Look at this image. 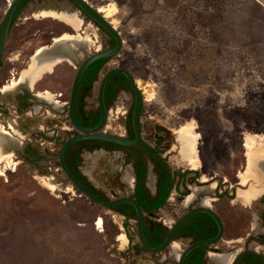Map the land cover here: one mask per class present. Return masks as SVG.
Listing matches in <instances>:
<instances>
[{
  "label": "rangeland",
  "instance_id": "374dc122",
  "mask_svg": "<svg viewBox=\"0 0 264 264\" xmlns=\"http://www.w3.org/2000/svg\"><path fill=\"white\" fill-rule=\"evenodd\" d=\"M9 1L0 0V20ZM87 2L119 31L123 43L83 96L84 111L97 106L98 83L107 69L129 70L143 96V139L150 143L160 139L172 169L198 172L187 175L180 194L173 191L165 206L150 216L152 220L169 227L208 197L224 233L210 246L206 264H217L208 258L210 252L238 250L236 257L246 248L264 255V193L252 204L237 195L238 188L254 186L238 177L246 170L252 150L244 146V137L264 140V0ZM71 4L67 0L29 3L11 26L2 53L0 132L5 144H0V264H176L179 255H173V245L180 253L190 240L178 239L159 254L136 253L135 222L130 220L125 228L123 216L74 190L59 168L58 149L75 135L66 104L75 69L94 50L107 48L108 42L107 35ZM61 10L73 13L78 25L62 21ZM58 45L69 49L71 54L58 51L68 59H55L29 90L24 76L30 73L32 60ZM25 89L34 100L22 110L19 95ZM37 91L52 100H41L34 95ZM130 101V93H119L108 109L104 132L126 135L120 108ZM156 124L170 129V134L155 129ZM186 125L195 126L199 169L178 158L173 132ZM26 145L36 147L43 159L25 163L20 152ZM123 158L120 152L81 149L78 170L90 187L110 198L128 196L133 186L125 180L130 169L122 168ZM255 171L264 179V169ZM44 180L51 181L54 190L45 187ZM148 188L151 192L155 188L152 169ZM223 192L227 195L219 196ZM188 193L195 200L185 206Z\"/></svg>",
  "mask_w": 264,
  "mask_h": 264
},
{
  "label": "trees",
  "instance_id": "16d2710c",
  "mask_svg": "<svg viewBox=\"0 0 264 264\" xmlns=\"http://www.w3.org/2000/svg\"><path fill=\"white\" fill-rule=\"evenodd\" d=\"M40 1L41 0H22L14 12L11 26L13 25L17 15L25 8V6L31 2ZM67 1L72 3L71 0ZM83 16L90 20L84 14ZM99 29L103 31L100 27ZM103 32L108 37L106 47L113 46L115 44L114 39L105 31ZM111 58L112 57H107L94 61L88 66L82 75L74 105L75 118L82 126L93 127L100 120V113L97 106L94 109L84 111L83 107L85 106V101L83 99V93L88 92L92 88L93 84L99 79L101 70ZM122 92L132 94L127 78L122 74L112 75L106 83L104 93L107 111L113 106L119 93ZM19 99V108L26 110L32 105L30 99L34 100V97L28 89H25L23 93L19 95ZM133 106L134 103L132 99L124 121L126 137L129 139L134 138L132 129ZM77 133L78 132L75 131L74 134ZM81 149H86L88 152L95 149H103L109 153L120 152L124 155L122 166L123 168L128 167L134 178L133 189L129 196L135 199L142 209L145 239L150 246L159 245L165 238L168 232V227L162 223L153 221L150 216L165 206L173 191L180 194V187L185 184L188 174L197 176L198 172L188 169H172L167 161V158L163 156L164 149L159 142L150 144L146 140L142 139L135 146H122L113 142L88 139L72 143L64 152L66 165L83 185L89 188L95 196L104 201L110 200V197L104 191L90 187L78 170ZM20 153V158L27 164H35L43 159V156L39 153L38 149L31 145L24 146ZM149 169H152L155 177V188L153 192H151L148 188ZM222 195L226 196L227 193L223 192L219 194V196ZM110 210L124 216L123 226L125 228H127L130 220L134 221L136 219L135 210L133 206L128 203L118 204L111 207ZM216 233L217 226L214 220L207 214L198 213L190 217L180 227L174 237V240L188 239L191 243H193L212 238L216 235ZM134 250L136 253L146 252L139 243L135 244ZM210 250V246H204L192 250L187 255L184 264H206V253ZM155 264L158 263L155 262ZM232 264H264V255L245 248L235 257Z\"/></svg>",
  "mask_w": 264,
  "mask_h": 264
},
{
  "label": "water",
  "instance_id": "95a60500",
  "mask_svg": "<svg viewBox=\"0 0 264 264\" xmlns=\"http://www.w3.org/2000/svg\"><path fill=\"white\" fill-rule=\"evenodd\" d=\"M21 1L22 0H11L10 2H8L7 8L0 20V60L2 58V53L11 28V22L14 12ZM71 1H72L71 5L75 7V9L79 13L84 14L86 17L90 19V21L94 25H97L98 28L100 27L103 31L109 34L114 39L115 44L111 47L94 50L93 53L85 57L75 69V73L73 75L69 90L68 101L66 104H67L68 121L71 127L78 133L68 137L60 145L57 153V161L59 164V168L61 169L63 175L66 177L67 181L70 183L71 187L74 190H77L80 194L85 196L94 204L109 210L111 207L122 203H128L132 205L136 213L135 230H136L138 243L144 248L146 252L151 254L162 253L165 249L171 247L176 242V240H174V237L177 231L190 217L198 213H204L209 215L216 223L217 226L216 235L209 239L190 243L184 249H181L178 258L176 259V264H184L187 255L192 250L204 246L215 245L222 239V235L224 233L223 222L219 217V215L210 206L197 205L189 208L168 227V232L165 238L163 239V241L159 245L150 246L147 243L144 235L143 212L140 205L135 199H133L130 196L114 197L108 201L99 199L89 190V188L83 185L74 176V174L70 171V169L65 163L64 152L66 148L72 143H75L77 141L92 139V140L113 142L122 146H135L142 139V133L140 128V113L142 111V93L137 85V82L133 74L129 70L123 67H119V66L112 67L110 69H107L101 75V78L98 83L97 95H96L97 107L100 113L99 122L93 127H85L77 122L74 115V105L76 101L79 83L84 71L88 68L89 65H91L94 61L98 59L113 57L117 55L122 48L123 42L119 31L111 24L110 21H108L103 16V14H101L98 11L97 8H94L91 4H89L87 0H71ZM114 74H122L123 76H125L132 90L133 103H134L133 111H132V129L134 133L133 139H129L124 135H117V134L104 132V127L106 125L108 118V111L105 106V98H104L105 86L108 79ZM155 128L160 129L166 133L171 132L170 129L162 125L156 124Z\"/></svg>",
  "mask_w": 264,
  "mask_h": 264
},
{
  "label": "bare ground",
  "instance_id": "6f19581e",
  "mask_svg": "<svg viewBox=\"0 0 264 264\" xmlns=\"http://www.w3.org/2000/svg\"><path fill=\"white\" fill-rule=\"evenodd\" d=\"M110 8H108L107 10L105 9L107 13L111 12ZM59 18L62 21H64L66 24H68L72 27L77 26L79 23L77 17L73 13H68L66 11L60 12ZM58 51H64L68 54H71L67 47H63L60 45L55 46L54 48H51L49 50L42 51L39 55H37L32 60V68H31V71L28 75H25V74H23V72H21L20 79L21 78L23 79V76L25 75L24 80L27 83V88L29 90L35 86V83L38 80L39 74L41 72H43L44 70H47V68L51 65V63H53V61L55 59H59V58H62L65 60L68 59L66 56L58 54ZM34 94L39 96V98L41 100H46V101L52 100V97L50 95H47L45 92L37 91ZM24 115H27V117L28 116L30 117V115L28 113H26ZM15 122H16V120H15ZM23 123L21 125H23V127H24L25 123L24 124ZM173 136H174L175 142L178 145V158L180 159V162H182L185 165L191 166L192 168L199 169L201 167V161H200V158H199V155L197 152V146H196L197 133L195 130V126L194 125L182 126L173 132ZM198 137H199V135H198ZM0 144L1 145L5 144V137L1 132H0ZM244 146H248L252 150L247 155V168H246V170L244 172H240L238 174V177L240 178L241 183H243L245 181H248V182L252 181L254 186L250 187V188H246V189L238 188L237 189V195L240 198H243L247 204H252L259 197H261L262 194L264 193V179H262L260 177V175L258 173H256V171H255L256 167L260 168L261 170L264 169V140L260 141V142H256L252 136L246 135L244 137ZM250 168L252 169L251 173L249 172L251 170ZM248 169H250V170L248 171ZM125 180H128L130 182V188H131L132 184H133L132 183L133 182L132 175L129 174L128 176H126ZM205 180H206V178L202 177V181L204 182ZM42 184L50 190L53 189V183L51 181L44 180L42 182ZM194 200H195V195L193 193H188L184 199L185 206L191 204ZM209 202H210V199L208 197H203L200 199V204L203 206H208ZM254 222L256 225V220ZM100 223H101L100 220L97 221L98 226H100ZM237 252H238V250L235 252H226L223 254L210 252L208 254V258L211 259L212 261L216 262L217 264H231L235 255L237 254ZM172 253H173V255H179V250H178V247L176 246V244L173 245V252Z\"/></svg>",
  "mask_w": 264,
  "mask_h": 264
},
{
  "label": "flooded vegetation",
  "instance_id": "af4514ba",
  "mask_svg": "<svg viewBox=\"0 0 264 264\" xmlns=\"http://www.w3.org/2000/svg\"><path fill=\"white\" fill-rule=\"evenodd\" d=\"M57 1V0H56ZM19 15V14H18ZM18 15H17V17H18ZM83 15V14H82ZM16 17V18H17ZM16 18H15V20H16ZM13 72L14 71H11V75H13ZM16 73V72H15ZM27 87V86H26ZM85 93H87V92H85ZM85 93H83V96L85 95ZM35 95V94H34ZM133 99V95L131 94V100ZM130 104H131V101H130ZM130 104L128 105V106H122V108H120V109H122L123 111L121 112V116H123V118H124V121H125V118H126V114H127V111H128V108H129V106H130ZM142 106H143V96H142ZM141 113H142V111H141ZM141 118V117H140ZM125 127V126H124ZM140 128H141V124H140ZM155 129H157V128H155ZM158 131H162V130H160V129H157ZM171 131V130H170ZM125 132H126V129H125ZM162 132H164V131H162ZM141 133H142V129H141ZM164 133H166V132H164ZM166 134H170V133H166ZM126 136V135H125ZM142 139H143V137H142ZM141 139V140H142ZM143 140H145V139H143ZM148 142V141H147ZM157 142H159V143H161V141H160V139L159 138H155L154 140H153V142L152 143H150V144H153V143H157ZM161 146H162V143H161ZM164 156V155H163ZM164 157H166V156H164ZM121 166H122V163H121ZM122 168H123V166H122ZM178 169H180V168H178ZM186 170V169H185ZM130 174H131V172H130ZM132 175V174H131ZM132 177H133V175H132ZM133 181H134V178H133ZM133 183V182H132ZM133 186V185H132ZM132 189H133V187H132ZM129 196V195H128ZM111 199V198H110ZM116 213V212H115ZM119 214V213H118ZM119 215H121V214H119ZM121 216H123V215H121ZM123 218H124V216H123ZM134 222H135V220H134Z\"/></svg>",
  "mask_w": 264,
  "mask_h": 264
},
{
  "label": "built area",
  "instance_id": "2783aa9c",
  "mask_svg": "<svg viewBox=\"0 0 264 264\" xmlns=\"http://www.w3.org/2000/svg\"><path fill=\"white\" fill-rule=\"evenodd\" d=\"M123 110L120 111V113L122 112Z\"/></svg>",
  "mask_w": 264,
  "mask_h": 264
},
{
  "label": "crops",
  "instance_id": "0c3cea01",
  "mask_svg": "<svg viewBox=\"0 0 264 264\" xmlns=\"http://www.w3.org/2000/svg\"><path fill=\"white\" fill-rule=\"evenodd\" d=\"M16 89H17V88H16ZM16 89H15V90H16ZM13 91H14V90H13ZM46 102H47V101H46Z\"/></svg>",
  "mask_w": 264,
  "mask_h": 264
}]
</instances>
